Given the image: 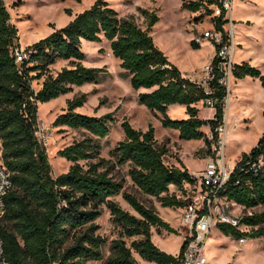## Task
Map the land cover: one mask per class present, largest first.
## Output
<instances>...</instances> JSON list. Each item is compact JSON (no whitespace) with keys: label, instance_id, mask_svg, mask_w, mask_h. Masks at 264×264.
<instances>
[{"label":"trees","instance_id":"trees-1","mask_svg":"<svg viewBox=\"0 0 264 264\" xmlns=\"http://www.w3.org/2000/svg\"><path fill=\"white\" fill-rule=\"evenodd\" d=\"M209 5L219 6L220 1L182 2L190 11ZM138 9L145 17V28L133 16L118 15L105 0H94L65 25L26 45L28 55L18 63L10 50L18 45L17 28L10 23L9 12L0 0V159L11 180L3 197L0 238L7 264H87L100 260L105 238L97 233L95 220L102 205L109 211L111 221L121 228L120 236L110 240L111 253L102 264H139L133 252L157 264L175 263L176 256L153 243L150 230L154 227L177 232L176 229L153 207L122 191L123 180L111 171V159L98 156L99 141L108 133L112 121L111 112L95 116L75 111L84 102V93L67 99L66 110L54 118L53 124L80 128L84 134L57 151L70 165L55 177L51 175L45 147L35 134L38 102L97 80L102 68L82 64L84 52L80 44L82 39L98 42L104 38L129 76L131 87L139 90L138 102L158 112L162 126L177 130L178 137L184 140L203 138L208 147L216 140L215 128L222 122L226 96L225 86L217 81L220 73L216 54L210 61L214 76L206 85L182 74L149 33L158 20L155 11ZM211 20L225 40L223 25L227 18L223 10L217 16L212 15ZM190 46L199 45L191 40ZM57 59L68 60L70 66L61 67L54 75L47 73L49 65ZM32 71L35 73L31 74ZM231 75L234 79L257 77L264 89V73L247 61L233 63ZM42 76L40 87L34 89L32 79ZM207 98L213 100L214 112L211 118L203 119L198 115L196 103H206ZM171 105H183L186 117H169L166 111ZM120 126L124 138L110 151L116 164L127 163L132 183L141 192L156 197L162 206L182 207L186 199L177 197L169 187L183 189L184 182L192 184L194 180L187 169L164 162L166 148L156 142L151 124L140 130L123 119ZM203 126H208L210 138ZM119 193L136 214L124 210L111 198ZM218 194L246 208L264 204V130L250 150L240 153ZM240 221L251 226L250 231L225 223L217 227L235 239L264 235V210L244 214ZM123 236L134 238L127 245ZM182 246L183 243L178 254Z\"/></svg>","mask_w":264,"mask_h":264},{"label":"rangeland","instance_id":"rangeland-1","mask_svg":"<svg viewBox=\"0 0 264 264\" xmlns=\"http://www.w3.org/2000/svg\"><path fill=\"white\" fill-rule=\"evenodd\" d=\"M3 1L9 12L10 23L17 28L18 45L25 47L32 41L47 35L53 29L65 25L76 13L89 7L94 0ZM105 1L117 11L118 15L133 16L135 22L141 28H145V17L138 8L154 10L158 20L149 31L154 43L167 56L168 60L178 67L182 74L201 83L206 80L207 75L204 66L210 63L214 55V48L202 34L203 31L213 28L211 17L214 13V5H209V7L201 6L197 11H190L182 6V2L190 0ZM66 9H68V13ZM225 16L227 18V23L223 25L225 33H227V27L230 25L229 17L234 19L236 23L244 17L255 22L261 19L258 24L264 26V0H233L232 6H230ZM260 31L262 32L261 28ZM191 40L199 46L192 48L190 46ZM259 40H261L260 43L256 42V44H262V46L256 48V51L264 55V36ZM241 46L236 47L234 51L233 63H238V60L245 56L244 45ZM80 48L84 52L82 64L102 68L98 72L97 80L73 86L69 92L60 95L57 99L46 101L47 104H44L45 102L37 103L36 136L45 147L48 162L51 166V175L55 177L57 174L66 171L70 165L69 161L65 162L57 155V151L73 140L81 138L84 134L83 129L71 128L66 125H54L53 120L59 113L66 110L67 99L84 93L85 100L81 106L75 108V111L95 116L107 112L112 113L109 131L99 141L98 156L104 159H111L113 164L111 171L123 180L122 191L134 194L144 204L153 208L154 205H161L156 197L141 192L132 183L127 174L128 164L117 165L110 154L117 142L124 138L120 122L126 119L133 127L140 130H145L147 125L151 124L154 128L156 142L166 148V153L163 156L164 162L169 165L186 168L188 172L198 173L201 171L205 160L211 155L212 145L208 147L203 138L181 139L178 137L177 130L162 126L159 119L160 114L152 112L138 102L137 91L131 87L129 76L119 66V61L111 53L106 39L102 38L98 42L82 39ZM64 66H70L69 61L57 59L49 65L47 73L54 75ZM34 73L35 71L31 72V74ZM43 77L32 79L31 86L34 89H38ZM263 101L264 89L257 77L247 75L244 80L238 81L236 84L231 76L230 90L226 93L224 108L226 110L228 106L229 118L237 114L239 120L237 122H229L228 120L226 123L224 148L226 161H236L241 152L250 150L256 144L264 130L261 113ZM196 106L199 109L198 115L200 118L207 119L212 117L213 107L202 101H199ZM243 107L248 112L244 119L241 114ZM184 109L183 105H172L167 108L166 113L171 118L186 117ZM202 130L206 137L210 138L208 126H203ZM169 191L175 193L181 199L186 198L187 192H184L183 189L170 186ZM188 193L190 194V192ZM111 198L124 210L136 214L123 199L121 193ZM228 202L229 211L238 217L264 210V204L246 208L235 202ZM101 207V214L96 218L95 222L98 224L97 233L105 238V243L101 248L102 258L88 261L87 264H102L104 259L111 253L110 240L118 238L121 232L120 226L111 221L109 211L105 205ZM215 228L221 235H225L216 226L213 231L211 230V237H214ZM239 229L248 232L251 226L245 225ZM170 236L176 241L179 239L180 234L171 232ZM244 237H246V244L237 252L236 261L240 264H264V235L254 238H249L245 235ZM122 238L128 245L134 236H123ZM236 240L238 239L221 240L223 245L220 248L217 243L213 244L217 245V247L213 245L209 247L207 244L206 247L204 246V252L209 250L211 254H220L222 258L225 256L224 251L231 250L238 243ZM133 255L141 263L146 261L135 252H133Z\"/></svg>","mask_w":264,"mask_h":264},{"label":"built area","instance_id":"built-area-1","mask_svg":"<svg viewBox=\"0 0 264 264\" xmlns=\"http://www.w3.org/2000/svg\"><path fill=\"white\" fill-rule=\"evenodd\" d=\"M220 5H214L213 15L227 14L232 4V0H219ZM226 17V16H225ZM227 29L226 39L223 40L222 32L219 30L207 29L203 31V37L209 40V43L217 45L214 53L217 57L216 67L220 76L217 81L224 85L226 93L230 89L231 69H232V20ZM212 24V23H211ZM213 25V24H212ZM11 53L15 57L16 62H20L27 57V51L24 47L15 45L11 49ZM207 75L203 80L206 85L207 80H211L214 76L212 65L208 63L204 66ZM208 92V90H206ZM225 101V98H224ZM206 104L212 107L213 100L206 99ZM218 133L216 140L211 144V155L205 160L200 172H188L189 176L194 180L192 184L184 182L182 187L186 194V203L181 208L180 213V230L182 234V250L176 255L174 264H212L206 257L204 246L210 230L219 223H225L233 227L240 228L245 226L241 223L240 217L229 211V200L218 194L221 185L227 180L235 161H226L224 157L226 122L224 116L222 122L215 128ZM37 131V129H36ZM35 131V134H36ZM11 186L10 173L3 165L0 159V219L5 210L3 197ZM190 192V194L188 193ZM232 202V201H231ZM238 244L244 245L246 237L238 238ZM0 264H7L3 258L2 241L0 238Z\"/></svg>","mask_w":264,"mask_h":264},{"label":"crops","instance_id":"crops-1","mask_svg":"<svg viewBox=\"0 0 264 264\" xmlns=\"http://www.w3.org/2000/svg\"><path fill=\"white\" fill-rule=\"evenodd\" d=\"M231 6H232V4H231ZM230 19H232V18L230 17ZM232 20H233V22L231 24L232 42H233L232 63H233V55H234V51L236 50V47L244 45L243 50H245V52H244L245 56L244 57L241 56L242 58H240L238 60V63H240L242 61H247L251 65L258 68L261 73H264V55L261 54L260 52L256 51V48L262 46V44H256V42L260 43L261 40H259V39H261L264 36V26L258 24L259 21L261 22V19H258L255 22V21L249 20L248 18L244 17L243 19H239L237 23L234 22V19H232ZM228 28H229V26L227 27V29ZM260 28L262 29V32L260 31ZM241 48H242V46H241ZM246 76H244L243 78H240V79H234V83L237 84L238 81L244 80ZM142 90H144V89H140V91H142ZM263 103H264V101L262 102V109H263ZM227 111H228V106L226 107V110L224 108V113H223L224 120L226 123L228 122V120H229V122H237L239 120V118H238L239 116L237 114L232 115L231 118H229ZM261 113H262V110H261ZM241 114H242L243 119L246 118V116L248 115L247 109L245 107L242 108ZM263 123H264V118H263ZM154 208H155L154 210L157 212V214L164 221L168 222L171 227L175 228L177 233L180 234V236H179V239L175 241V239H173L170 236L171 232H167L164 229H156V228L152 227L150 230L151 240L160 250L176 256L178 254L180 246L182 244V234H181V230H180V217H179V215L181 213V208L180 207H174L173 208V206H161V205H154ZM211 230L213 231V228ZM211 230H210V233L206 239L205 247L207 244L210 247L211 245L217 243L219 245V248H220L223 245L221 240L226 241V240L234 239V237H232L231 235H227V236L221 235V233L218 230L216 231V228L214 229L215 231L213 232L214 237H211ZM244 245H239L238 243H236L231 250H226L223 252L225 256L222 258L220 256V254L219 255L217 253L211 254V252H209V250H208V252L207 251L205 252L206 257L212 264H240L239 262L236 261V255H237V252ZM213 246L217 247V245H213ZM133 256L135 257V259L138 261L139 264H157V263L152 262V261H145V262L141 263V261L138 260L135 255H133Z\"/></svg>","mask_w":264,"mask_h":264},{"label":"bare ground","instance_id":"bare-ground-1","mask_svg":"<svg viewBox=\"0 0 264 264\" xmlns=\"http://www.w3.org/2000/svg\"><path fill=\"white\" fill-rule=\"evenodd\" d=\"M59 97V96H58ZM57 97V98H58ZM57 98H55V99H57ZM52 100V99H51ZM51 100H49V101H51ZM54 100V99H53ZM49 101H47V102H49ZM47 102H45L44 104H47ZM49 105V104H48ZM61 158V157H60ZM61 159H63V158H61ZM65 162H66V160L65 159H63ZM61 167V166H60Z\"/></svg>","mask_w":264,"mask_h":264}]
</instances>
